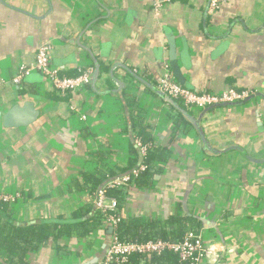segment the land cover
I'll return each mask as SVG.
<instances>
[{
    "label": "crops",
    "instance_id": "crops-1",
    "mask_svg": "<svg viewBox=\"0 0 264 264\" xmlns=\"http://www.w3.org/2000/svg\"><path fill=\"white\" fill-rule=\"evenodd\" d=\"M208 1L171 0L156 15L152 0H0V112L29 101L39 113L21 127L0 119V190L21 194L8 221L70 219L94 207L95 180L138 164L139 135L167 160L155 164L152 186L130 191L122 214L190 215L188 229L210 248L204 264H264V0H222L214 13ZM170 37L189 89L254 95L208 109L165 101L154 88ZM45 42L61 75L97 64L95 85L60 93L35 71L14 85ZM201 134L214 151L238 146L252 160L238 149L208 150ZM26 259L78 260L51 245Z\"/></svg>",
    "mask_w": 264,
    "mask_h": 264
},
{
    "label": "trees",
    "instance_id": "trees-1",
    "mask_svg": "<svg viewBox=\"0 0 264 264\" xmlns=\"http://www.w3.org/2000/svg\"><path fill=\"white\" fill-rule=\"evenodd\" d=\"M100 72L102 73V71ZM78 73L79 71L72 76ZM178 131L176 126L172 133L173 138L176 137ZM137 139L143 145H151L147 148L144 156L140 155L134 143V140ZM133 144L137 148L139 155L137 165L144 166V169L140 170L136 176L130 175L131 180L127 185L117 187H108L107 182L114 177L129 172L121 174L107 172L102 175L95 180L88 190L92 204L93 194L100 187H104L106 195L117 200V213L120 215V220L116 225L115 232L124 242L142 243L158 239L165 242H179L190 231L188 228L194 222L192 216L175 214L165 219H157L150 216H126L121 212L124 209L125 201L130 191L152 186L155 179L154 176L158 172L155 164L164 163L167 160L165 153L158 154L152 150V141L150 139L134 135ZM7 208L8 204L0 203V264H29L26 259L27 253L46 245H51L57 251L65 250L67 254L77 256V263H81L99 251L104 238H99L97 231L102 230L105 236L108 228L103 223V214L95 206L73 211L70 219L58 216L51 222L39 220L21 224L13 223L6 219ZM194 232L199 233L196 230ZM66 239H69V242H66ZM121 264L188 263L181 262L178 253L165 250L160 254H152L149 257L145 254L134 253Z\"/></svg>",
    "mask_w": 264,
    "mask_h": 264
},
{
    "label": "built area",
    "instance_id": "built-area-1",
    "mask_svg": "<svg viewBox=\"0 0 264 264\" xmlns=\"http://www.w3.org/2000/svg\"><path fill=\"white\" fill-rule=\"evenodd\" d=\"M171 0H152V11L158 15L167 3ZM222 0H209L207 11L214 13L220 7ZM51 44L45 42L41 44L35 54V59L30 65H22L19 67L17 74L12 78L14 85H21L23 79L31 72L35 71L49 83L50 87L60 93H71L80 90L85 85L90 84L91 76L94 71L93 67H86L79 70L75 76L61 75L57 67L51 64L50 52ZM163 94L168 95L172 99L180 101L186 108L208 109L217 105L241 102L254 93L250 90H237L229 88L219 93L198 92L179 83L173 76L169 64L163 61V72L159 78L156 87ZM140 155L146 154L147 148L151 145H143L139 139L134 140ZM144 166L137 165L129 173L123 174L107 182L108 187H117L127 185L131 180L130 175L136 176ZM19 192H4L0 190V203L14 204L20 199ZM93 204L104 217L103 223L111 226L113 231L109 248L104 258L98 264H121L126 261L131 254H145L149 257L152 254H160L167 250L178 253L181 262L188 264H204L208 259L210 248L205 246L203 237L200 233L190 230L185 237L179 242H165L162 240H149L142 243L124 242L115 232L116 225L120 220L117 213V200L106 195L104 187L98 188L92 197Z\"/></svg>",
    "mask_w": 264,
    "mask_h": 264
},
{
    "label": "water",
    "instance_id": "water-1",
    "mask_svg": "<svg viewBox=\"0 0 264 264\" xmlns=\"http://www.w3.org/2000/svg\"><path fill=\"white\" fill-rule=\"evenodd\" d=\"M168 46H169V55L167 58V62L169 64L170 70L173 74V76L176 78V80L181 83L182 85L187 87V82L185 77L183 76V73L181 71V67L179 66V62L177 59L176 51H175V43L173 37H170L168 39ZM126 71H128L131 75L134 77H137L135 73L132 72V70L124 68ZM99 67L97 64H95L94 71L91 76V81L90 84L93 86L95 85L98 77H99ZM116 83L118 84V87L121 88V81L119 79H115ZM155 91L163 97L165 101H168L172 104H174V101L171 97H169L166 94H163L161 91H159L156 87L154 88ZM184 114H187L186 112L183 111ZM38 111L33 107V103L29 101H18L14 103L7 111L1 113L0 112V119H1V125L4 128H13V127H21V126H27L29 123H31L33 120H35L38 117ZM201 133V132H200ZM202 136V134H201ZM202 139L204 141V144L208 150L214 151L211 146L205 141V139L202 136ZM231 149H238L241 150L242 153L245 154L247 158L250 160L251 157H249L240 147L234 146V147H228L225 148L221 151H214L216 153H224L226 151H229ZM112 227L109 226L106 230V234L104 237V240L101 244V247L98 252L93 254L89 259H86L85 261L77 264H98L105 256L109 245H110V240H111V234H112Z\"/></svg>",
    "mask_w": 264,
    "mask_h": 264
}]
</instances>
